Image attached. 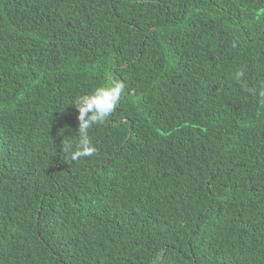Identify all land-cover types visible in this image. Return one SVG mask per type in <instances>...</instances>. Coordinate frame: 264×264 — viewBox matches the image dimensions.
Wrapping results in <instances>:
<instances>
[{"label": "trees", "instance_id": "trees-1", "mask_svg": "<svg viewBox=\"0 0 264 264\" xmlns=\"http://www.w3.org/2000/svg\"><path fill=\"white\" fill-rule=\"evenodd\" d=\"M260 89L264 0H0V264H264Z\"/></svg>", "mask_w": 264, "mask_h": 264}, {"label": "clouds", "instance_id": "clouds-1", "mask_svg": "<svg viewBox=\"0 0 264 264\" xmlns=\"http://www.w3.org/2000/svg\"><path fill=\"white\" fill-rule=\"evenodd\" d=\"M243 76V71H237L236 78L238 80ZM123 91L124 84L119 80H114L107 86L96 87L91 92L84 93L75 99L72 105L78 110L79 143L71 153V158L74 161L97 153V148L89 137V130L94 125L105 123L112 116L121 100ZM258 96L260 102L264 103V89L259 90ZM65 147L70 149L71 145Z\"/></svg>", "mask_w": 264, "mask_h": 264}]
</instances>
